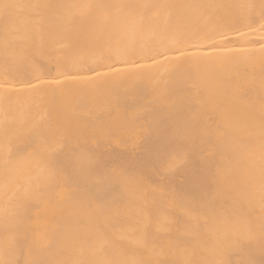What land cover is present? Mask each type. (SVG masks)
<instances>
[{"label":"bare ground","instance_id":"obj_1","mask_svg":"<svg viewBox=\"0 0 264 264\" xmlns=\"http://www.w3.org/2000/svg\"><path fill=\"white\" fill-rule=\"evenodd\" d=\"M0 264H264V0H0Z\"/></svg>","mask_w":264,"mask_h":264}]
</instances>
